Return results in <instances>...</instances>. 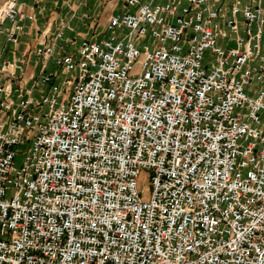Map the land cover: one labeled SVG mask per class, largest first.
Returning a JSON list of instances; mask_svg holds the SVG:
<instances>
[{
    "label": "built area",
    "instance_id": "2783aa9c",
    "mask_svg": "<svg viewBox=\"0 0 264 264\" xmlns=\"http://www.w3.org/2000/svg\"><path fill=\"white\" fill-rule=\"evenodd\" d=\"M211 1L126 0L105 39L37 49L39 99L0 85V264H264V12Z\"/></svg>",
    "mask_w": 264,
    "mask_h": 264
},
{
    "label": "crops",
    "instance_id": "0c3cea01",
    "mask_svg": "<svg viewBox=\"0 0 264 264\" xmlns=\"http://www.w3.org/2000/svg\"><path fill=\"white\" fill-rule=\"evenodd\" d=\"M151 5H163L167 0H141ZM235 0H212L211 6L231 8ZM243 5H259L264 12V0H240ZM3 0H0V6ZM126 0H20L21 17L16 23L0 22V68L7 62L12 70L0 76V85L13 88V99L30 95L39 99L49 89L41 84L43 71L58 73L53 59L36 54L38 48L53 44L58 54L78 49L82 40L106 35L109 19L115 15L134 12ZM229 15V14H228ZM106 17H110L106 20ZM242 25L244 18L238 17ZM107 22V23H106ZM94 31L96 36L90 35ZM62 34L61 37L59 35ZM14 38L11 40V36ZM2 95L0 94V99Z\"/></svg>",
    "mask_w": 264,
    "mask_h": 264
},
{
    "label": "rangeland",
    "instance_id": "374dc122",
    "mask_svg": "<svg viewBox=\"0 0 264 264\" xmlns=\"http://www.w3.org/2000/svg\"><path fill=\"white\" fill-rule=\"evenodd\" d=\"M110 17H106V20H108ZM107 23V22H106ZM97 34H99V31L96 32L94 31L93 33H91L90 35L93 36H96ZM107 37V34L106 35H99L98 37H96L98 40H102V39H105ZM94 38V37H93ZM78 46V45H77ZM76 46V47H77ZM75 47V48H76ZM75 48L72 47L70 49V51L72 53L75 52ZM210 57V51L207 52L206 54V57H205V61ZM56 70H58L57 72H60L61 69L59 67L56 66ZM56 73V71H55ZM65 76H62L61 75V78L63 79ZM66 78V77H65ZM73 79V77H71ZM26 153H27V149H26V146H20L19 147V150H18V155L16 157V161H15V164L17 167H21L23 162H24V159H25V156H26ZM151 172L149 170H144L142 173H141V176H140V191H142L143 193V197L147 200L150 198L151 196V193H152V189H151Z\"/></svg>",
    "mask_w": 264,
    "mask_h": 264
}]
</instances>
